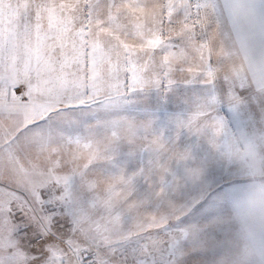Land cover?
<instances>
[{
    "label": "snow or ice",
    "instance_id": "snow-or-ice-1",
    "mask_svg": "<svg viewBox=\"0 0 264 264\" xmlns=\"http://www.w3.org/2000/svg\"><path fill=\"white\" fill-rule=\"evenodd\" d=\"M0 264H264V0H0Z\"/></svg>",
    "mask_w": 264,
    "mask_h": 264
},
{
    "label": "rangeland",
    "instance_id": "rangeland-1",
    "mask_svg": "<svg viewBox=\"0 0 264 264\" xmlns=\"http://www.w3.org/2000/svg\"><path fill=\"white\" fill-rule=\"evenodd\" d=\"M175 107H176L175 103H172V104L170 105L169 110H173V109H175Z\"/></svg>",
    "mask_w": 264,
    "mask_h": 264
}]
</instances>
